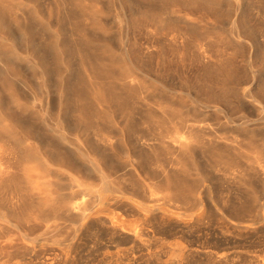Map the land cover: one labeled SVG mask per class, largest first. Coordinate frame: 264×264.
Wrapping results in <instances>:
<instances>
[{
	"label": "rangeland",
	"instance_id": "rangeland-1",
	"mask_svg": "<svg viewBox=\"0 0 264 264\" xmlns=\"http://www.w3.org/2000/svg\"><path fill=\"white\" fill-rule=\"evenodd\" d=\"M27 5L32 8L31 3ZM64 5L55 10L51 0H40L37 22L55 31L73 12L79 30L95 44L107 46L105 57L115 61V72H128L132 88L142 93L133 110L130 106L110 125L98 123L118 154L121 169L113 179L126 190L117 194L106 188L103 196L108 200L100 204H149L134 192L129 169L121 167L134 158L123 152L129 142L120 143V129L135 123L138 139L143 142L157 143L161 136L180 140L189 130L199 134L201 144L192 146L191 155L175 152L166 159L182 164L188 163L190 156L197 158L213 183H205L199 192L194 176L177 177L188 182L193 194L175 204H195L193 197L205 202L203 191L210 188L222 204L264 205L258 169L252 170L243 157L233 153H205L207 142L214 139L228 146L221 149L236 147L242 152L250 145L264 148V0H66ZM16 62L27 80L21 89L22 104L38 112L48 102L52 124L58 114L54 82L43 99L41 83L31 65ZM6 76L13 80L11 72ZM11 98L0 91V264H39L63 250L49 238L56 232H69L74 225L72 215L55 220L46 215L47 208L41 209L46 189L43 183L51 185L60 198L75 195L76 204H90L98 180L87 165L77 171L52 157L41 139L16 121L22 113ZM148 111L157 122L150 121ZM248 130L252 132L247 134ZM76 134L71 124L70 135ZM129 141L137 143L133 137ZM36 154L48 155L51 160L44 165L26 157ZM209 161L221 163L216 178L207 167ZM260 162L264 167L263 157ZM171 168L172 173H179L176 165ZM142 174L147 175V185L163 187V169L148 168ZM69 176L77 178L74 185L68 183ZM251 194L258 201L254 203ZM156 197L162 199V192ZM256 226H264V221ZM261 249L257 246L255 255L262 258Z\"/></svg>",
	"mask_w": 264,
	"mask_h": 264
},
{
	"label": "bare ground",
	"instance_id": "bare-ground-1",
	"mask_svg": "<svg viewBox=\"0 0 264 264\" xmlns=\"http://www.w3.org/2000/svg\"><path fill=\"white\" fill-rule=\"evenodd\" d=\"M39 1L0 0V91L11 95L22 113L16 121L26 124L30 135L38 136L52 157L62 164L75 166L77 171L87 165L98 180L90 204H76L75 195L60 198L52 192L51 185L43 183L46 189L41 196V209L47 208L46 215L55 220L72 215L74 225L69 232H56L49 238L60 243L63 250L39 264H264V256L255 255L257 246L264 251V226H256L264 221L263 204H222L210 188L203 191L205 202L193 197L195 204L174 203L193 194L188 182L177 177L194 176L199 192L205 183H213L197 158L190 156L188 163L182 164L177 159H166L175 152L191 155L192 146L201 144L199 134L196 136L191 130L180 140L161 136L157 143V140L150 143L138 139L137 124L122 127L120 143L129 142L123 152L132 155L134 160L121 167L129 169L134 192L149 204H100L108 200L103 196L106 188L117 194H124L126 190L113 179L121 169L118 154L98 123L110 125L130 106L133 110L142 93L132 88L128 72H115V61L105 57L107 46L95 44L79 30V20L73 12L66 15L65 22L55 31L44 23L40 25L37 22ZM51 1L55 10L66 3V0ZM17 60L31 65L33 75L41 83L43 99L48 97V89L54 82L58 114L52 124L48 102L38 112L22 104L21 89L27 80ZM7 72L12 73L13 80L7 78ZM147 117L156 121L150 111ZM71 124L77 131L73 137ZM0 125H3L1 116ZM251 132L248 130L247 134ZM131 137L137 143L129 141ZM218 141L207 142L205 153L210 156L233 153L243 157L252 170L258 169L264 186V167L260 162L264 148L250 145L241 152L236 147L226 149L228 146L222 144L226 148L221 149ZM26 157L44 165L51 160L48 155L40 154ZM171 165L179 167L177 175L172 173ZM207 167L216 178L221 163L209 161ZM148 168L163 169L162 188L152 183L147 185V175L142 172ZM76 182L75 176L68 177L70 185ZM159 191L162 199L156 197ZM250 199L254 203L258 201L255 194Z\"/></svg>",
	"mask_w": 264,
	"mask_h": 264
}]
</instances>
